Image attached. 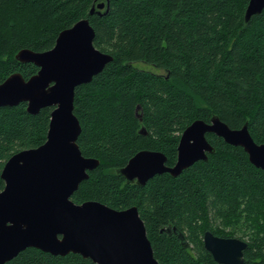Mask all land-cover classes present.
Here are the masks:
<instances>
[{"label":"trees","instance_id":"obj_1","mask_svg":"<svg viewBox=\"0 0 264 264\" xmlns=\"http://www.w3.org/2000/svg\"><path fill=\"white\" fill-rule=\"evenodd\" d=\"M97 2L0 0V83L15 72L26 79L38 72L15 58L20 49L49 50L62 30L86 17L95 46L113 56L76 88L78 144L99 164L72 200L137 206L163 264H217L204 246L208 230L244 239L246 264H264V170L243 147L209 133L215 151L177 176L157 174L141 186L117 172L142 149L162 151L174 165L184 129L213 115L232 128L248 123L264 143V10L246 22L249 0H110L107 13L106 6L92 15ZM52 110L33 114L26 102L0 107L1 188L6 161L47 140ZM5 264L94 262L28 247Z\"/></svg>","mask_w":264,"mask_h":264},{"label":"water","instance_id":"obj_2","mask_svg":"<svg viewBox=\"0 0 264 264\" xmlns=\"http://www.w3.org/2000/svg\"><path fill=\"white\" fill-rule=\"evenodd\" d=\"M104 7V13H107L110 0L94 4L90 14H101ZM263 10L264 0H249L245 21ZM73 30L77 33L76 47L69 52L62 48V44L66 32ZM95 34L90 19L86 17L62 30L49 50L20 49L15 58L20 62L34 63L39 67L38 72L28 79L21 72H15L0 83L2 86L11 81L15 85L0 93V107L26 102L27 111L33 114L44 107H53L45 143L16 152L3 167L0 264L10 261L28 247L54 255L79 253L94 264H163L154 254L137 206L115 209L100 201L76 203L71 198L81 182L89 177L88 171L99 164V159L86 157L81 151L78 137L82 127L74 112L76 88L90 82L113 59L111 54L95 46ZM58 49L61 51L57 53ZM69 115L74 121L71 131L75 134L71 147H67L65 138V122ZM193 129H196L197 136H193ZM209 133L243 147L251 163L264 170V143L255 140L248 123L241 128H232L218 115H213L210 121L195 119L184 129L174 165L167 164L164 152L142 149L117 172L125 176L127 182L141 186L157 174L168 172L177 176L195 162L208 160V155L215 151V146L207 138ZM55 136L57 146L52 148L50 145ZM192 145L196 147L192 148ZM138 158L149 162L135 165ZM129 220L132 221L131 235ZM179 236L183 238L181 233ZM203 242L216 262L246 264L245 240L218 236L208 230Z\"/></svg>","mask_w":264,"mask_h":264},{"label":"snow or ice","instance_id":"obj_3","mask_svg":"<svg viewBox=\"0 0 264 264\" xmlns=\"http://www.w3.org/2000/svg\"><path fill=\"white\" fill-rule=\"evenodd\" d=\"M74 30L73 31H70V32H66L67 34L64 37V42L62 44V48L63 49H66L69 52H71L76 47L77 33ZM60 51H61V49H58L57 50V53L60 52ZM57 53H56V55H57ZM14 86L15 85H13V83L11 81H9L8 83L0 86V93L4 92L6 89L13 88ZM73 123H74L73 118L71 117V115H69L67 117V119H66V122H65V127L67 129V135L65 136V138L68 141L67 147H71L72 146V143H71V141L73 139L72 137L75 135L71 131ZM193 136H197L196 129H193ZM56 146H57V138L55 136V137H53L52 145H50V147L55 148ZM191 147L192 148H195L196 145H192ZM140 162L147 163L149 161L148 160H144L142 158H138L135 161V165L137 163H140ZM132 163H133V161H132ZM128 215H130V214H128ZM131 228H132V221L129 220L128 221V229H129V234L130 235H131Z\"/></svg>","mask_w":264,"mask_h":264},{"label":"flooded vegetation","instance_id":"obj_4","mask_svg":"<svg viewBox=\"0 0 264 264\" xmlns=\"http://www.w3.org/2000/svg\"><path fill=\"white\" fill-rule=\"evenodd\" d=\"M99 2H97V4H99L101 1L100 0H98ZM145 130V129H144ZM224 237V236H223ZM241 239V238H240ZM244 240V239H243ZM213 256V255H212ZM214 258V257H213ZM215 260V259H214ZM217 264H220V263H218V262H216Z\"/></svg>","mask_w":264,"mask_h":264},{"label":"rangeland","instance_id":"obj_5","mask_svg":"<svg viewBox=\"0 0 264 264\" xmlns=\"http://www.w3.org/2000/svg\"><path fill=\"white\" fill-rule=\"evenodd\" d=\"M139 66H141V65H139ZM145 67V66H144ZM144 128H141V132H142V130H143ZM227 230H229V229H227Z\"/></svg>","mask_w":264,"mask_h":264}]
</instances>
